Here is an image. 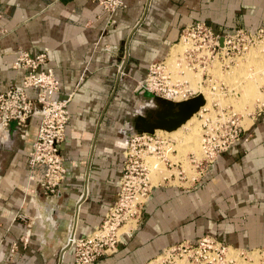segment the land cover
<instances>
[{
  "label": "crops",
  "instance_id": "0c3cea01",
  "mask_svg": "<svg viewBox=\"0 0 264 264\" xmlns=\"http://www.w3.org/2000/svg\"><path fill=\"white\" fill-rule=\"evenodd\" d=\"M122 1L108 13L93 0H0V91L20 81L22 69L11 66L17 48L45 49L40 66L58 78L54 96L68 97L59 145L65 173L53 193L28 177L37 114L0 132V264H73L71 245L63 249L69 233L89 234L116 197L120 140L147 131L164 105L137 82L149 62L178 45L182 27L197 20L218 31L264 25V0ZM247 118V139L218 153L193 184L152 185L116 250L91 264H142L167 245L205 233L264 248V110ZM161 168L156 180L166 174ZM32 172L38 177L41 166Z\"/></svg>",
  "mask_w": 264,
  "mask_h": 264
},
{
  "label": "built area",
  "instance_id": "2783aa9c",
  "mask_svg": "<svg viewBox=\"0 0 264 264\" xmlns=\"http://www.w3.org/2000/svg\"><path fill=\"white\" fill-rule=\"evenodd\" d=\"M93 1L108 13L123 4L122 0ZM181 38L195 46L193 49L184 50V58L190 64L199 60V64L204 65L210 63L215 56L222 62L225 57L241 55L251 45L258 42L264 44V25L235 26L226 31H218L205 21L197 20L181 28L177 40ZM202 49L207 50L208 54L202 53L195 57V51ZM212 51L215 53L212 54ZM45 57V49L35 53H30L24 48L14 51L11 66L22 69L23 73L18 83H12L0 91V132L6 130L11 119H14L17 125H22L28 116L37 114L35 136L28 150V177L36 181L44 194H51L65 173L59 145L64 138L68 120V97L54 96L59 81L52 67L40 66ZM223 67L226 65L223 64ZM202 74H205L206 79L208 75V79L211 78V74L206 71ZM184 83L185 80L180 81L173 77L164 56L147 64L137 86L141 90L172 101L199 93L190 88L181 91ZM28 88L34 90L33 96L27 93ZM198 110L197 153L191 149H177V144L183 140L181 136L155 133L154 129L133 132L120 140L123 160L116 197L101 222L89 234L75 237L69 233L67 241L72 247L73 264H91L100 254L116 250L119 236L126 229H122L123 224L136 219L150 188L160 182L150 181L146 156L159 159L170 169L162 180L188 186L204 173L218 153L226 150L238 139H247V135L243 133L245 126L240 122L241 113L233 109L231 104H220L213 98L208 106H199ZM261 110H264V103L255 105L250 114ZM35 165L41 166L38 177L32 172ZM28 235L29 229H26L20 237L23 243L27 242ZM14 245L12 243L11 250ZM253 250L259 254L258 262L262 264L264 248L236 247L205 233L195 239L184 238L167 245L148 261L153 260L152 264H251ZM155 258L157 260H154Z\"/></svg>",
  "mask_w": 264,
  "mask_h": 264
},
{
  "label": "rangeland",
  "instance_id": "374dc122",
  "mask_svg": "<svg viewBox=\"0 0 264 264\" xmlns=\"http://www.w3.org/2000/svg\"><path fill=\"white\" fill-rule=\"evenodd\" d=\"M180 44H182V47L180 49H183L188 46V44L184 42H181ZM214 51H212V54L215 53ZM198 56H199V52L196 51L195 57ZM195 63H199V60H196ZM226 63H228L229 67L224 68L221 67L219 63H215L214 68L209 69L210 72H212L214 79L217 81L216 85L218 86L220 83L222 84L221 90L218 89V92H214L213 90H211L213 92H210L209 90H206V84L208 83L209 75L207 76L208 77L207 79L205 78V74L202 75V73L205 70L200 71L198 73H191L189 75L191 80V86L193 88H200V85L198 83L203 78L204 81H201L203 89L201 88V90L206 94L205 95L206 104L209 105L210 101L213 98H216L217 102H219L220 104L223 103L231 104L236 111H239L243 115L242 121L244 124L247 125L249 122L247 120L248 119L247 117L251 116V115L247 116V114L254 110L255 105L264 102V91H263L264 72L262 68L258 69L257 66H255V65L259 66L264 64V46L263 45L252 46L245 54L235 57L234 60L230 63L229 62ZM238 63L242 64L240 68H237ZM227 72L229 73L230 76L227 74ZM232 85L233 86L235 85L234 89L231 88ZM210 88L212 89V87ZM174 130H176V132H174ZM170 131H172V132H168L170 136H174V137L181 136V138L183 139L177 144V149L179 151H185L186 149H191L196 153L198 152V126H197V118L195 117V115H193L192 117L190 116L185 123L181 124L179 127ZM148 160L150 164L149 166L150 170L152 169V175H151L152 182L166 181L165 179L156 180L154 174L158 171V169L163 167L164 172L166 173L164 175H168L170 169L166 170L164 164L155 157H151ZM255 255L257 259H255L254 257ZM251 257L252 258L254 257L253 264H259L257 252L251 253ZM146 261H144L143 263H145Z\"/></svg>",
  "mask_w": 264,
  "mask_h": 264
},
{
  "label": "bare ground",
  "instance_id": "6f19581e",
  "mask_svg": "<svg viewBox=\"0 0 264 264\" xmlns=\"http://www.w3.org/2000/svg\"><path fill=\"white\" fill-rule=\"evenodd\" d=\"M179 42V43H178ZM177 43H178V45H177V48L175 47L174 49H173V51H171L170 53H168L167 54V56L165 57V61L167 62V65H168V67L172 70V75H173V77L174 78H176L177 80H185L186 81V83H184V85H183V88H181V91H182V89H184V88H190L192 91H197V92H199L202 96H203V98H204V100H203V103L201 104V106H208V104H206V97H205V92H203L202 90H201V88H202V82L201 81H203V78L201 79V81H199V85H200V88H193L192 86H191V80H190V74L191 73H198V72H200V71H203V70H205L207 73H210L211 74V78L210 79H208V83L206 84V90H209L210 92H218V89L219 90H221V88H220V84L217 86L216 85V83H217V81L214 79V76H213V74H212V72H210V70L209 69H211V68H214V64L215 63H219L220 65H221V67H223V64L224 65H226V67H229L228 66V63H226V62H229L230 63V59H232L231 60V62L234 60V58L235 57H237V56H241V55H243V54H245L249 49H250V47H252V46H255V45H251V46H249L247 49H246V51L245 52H243L241 55H235V56H233V57H225L224 58V60L221 62V61H219L218 59H217V57L215 56L214 58H213V60H211V62L210 63H208V64H204V65H200L199 63H192V64H190L184 57V50L185 49H187V48H190V49H193L195 46H193L192 45V43L191 42H189V41H184V40H182V38L178 41ZM181 42H184V43H186V44H188V46L187 47H185V48H183V49H180L181 47H182V44H180ZM256 45H263L264 46V44H262V43H256ZM196 52V51H195ZM199 52V55H201L202 53H206V54H208V51L207 50H204V49H202L201 51H198ZM254 54V53H253ZM177 60H179V61H177ZM253 61V60H252ZM261 61V60H260ZM259 64H260V62H259ZM254 65V64H253ZM264 64H262V65H255V66H257V68L258 69H263V72H264V66H263ZM193 66L195 67V69H193ZM240 66H242V64L241 63H238V65H237V68H240ZM226 67H224V68H226ZM239 71V70H238ZM239 73V72H238ZM227 74L229 75V73L227 72ZM226 74V75H227ZM203 75V74H202ZM230 76V75H229ZM226 78H227V76H226ZM208 86H209V88H208ZM210 87H212V89L210 88ZM231 88H235V85L233 86H231ZM203 89V88H202ZM211 90H213V91H211ZM181 95V94H180ZM262 101V100H261ZM254 103V102H253ZM262 103H264V102H262ZM261 104V103H260ZM259 105V104H258ZM234 109V108H233ZM199 110L197 109V111H195V112H193L190 116L192 117L193 115H195V117H196V113L198 112ZM251 112H249L248 114H247V116H249V115H251L250 114ZM189 116V117H190ZM241 119H240V122L242 123V125L243 126H246V124H244L243 123V115L241 114ZM188 117V118H189ZM188 118H186L181 124H183V123H185L186 122V120L188 119ZM181 124H179L178 126H176L175 128H177V127H179ZM175 128H173V129H175ZM173 129H170V130H173ZM170 130H165V129H162V128H154V132L155 133H157V132H159V133H162V134H165V135H169L170 136V134L168 133V132H172V131H170ZM174 132H176V130H174ZM149 158H151V156H146V158H145V161H146V163H147V166L149 167L150 166V164H149ZM167 168V167H166ZM168 169V168H167ZM169 170V169H168ZM151 175H152V169L150 170V167H149V179H150V181H152L151 180ZM131 220V219H130ZM133 223V220H131V221H129V222H127L126 224H123V226H122V229L123 228H127L129 225H131ZM254 252H256V250H253L252 251V253H254ZM259 255V254H258ZM255 257V259H257V257H256V255L254 256ZM253 257V258H254ZM252 258V257H251ZM252 258V261H251V264H253V259ZM154 260H157V258H155ZM153 263V260H150L147 264H152ZM159 264V263H158ZM180 264H183L182 262L180 263ZM260 264V263H259ZM262 264H264V262L262 263Z\"/></svg>",
  "mask_w": 264,
  "mask_h": 264
},
{
  "label": "water",
  "instance_id": "95a60500",
  "mask_svg": "<svg viewBox=\"0 0 264 264\" xmlns=\"http://www.w3.org/2000/svg\"><path fill=\"white\" fill-rule=\"evenodd\" d=\"M160 99L164 101V105L161 109L155 112V115L152 118V124L147 131H152L154 128H162L165 130L175 128L186 118H188L193 112L197 111L204 100L203 96L200 93H196L188 98L179 101H172L164 98ZM8 124L15 125L16 122L14 119H11ZM68 245L69 242L67 241L63 246V249Z\"/></svg>",
  "mask_w": 264,
  "mask_h": 264
},
{
  "label": "flooded vegetation",
  "instance_id": "af4514ba",
  "mask_svg": "<svg viewBox=\"0 0 264 264\" xmlns=\"http://www.w3.org/2000/svg\"><path fill=\"white\" fill-rule=\"evenodd\" d=\"M141 131H145V130H140V131H132V132H130V133H133V132H141ZM130 133H128V134H130Z\"/></svg>",
  "mask_w": 264,
  "mask_h": 264
}]
</instances>
